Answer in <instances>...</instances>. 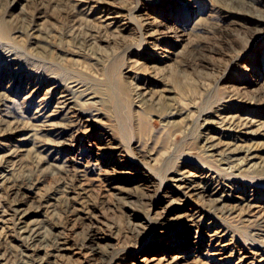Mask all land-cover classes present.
<instances>
[{
	"label": "rangeland",
	"instance_id": "rangeland-1",
	"mask_svg": "<svg viewBox=\"0 0 264 264\" xmlns=\"http://www.w3.org/2000/svg\"><path fill=\"white\" fill-rule=\"evenodd\" d=\"M0 30V264H18L26 251L10 206V183L21 186L19 197L28 188L46 205L51 197L61 200L53 212L45 206L43 214L32 216L63 226L74 252L59 264H138L145 256L153 264H171L178 255L184 257L180 264H264V240L232 217L241 209L264 213V173L221 175L244 196L228 201L233 215L207 212L195 230L185 229L190 234L182 233L180 211L165 213L152 203L160 182L182 162L193 170L218 167L200 150L206 134L219 135L218 113L248 118L252 129H264V0H0ZM10 49L14 62L3 59ZM71 79L102 99L97 105L122 151L90 128L86 116L71 114L72 140L54 149L58 166H52L40 156L51 149L43 143L54 135L34 127L56 108L52 85ZM121 85L130 94L157 98L172 88L174 103L164 111L146 108L141 124L132 101L124 108ZM170 110L182 119L175 127L166 124ZM256 138L261 139L236 140L247 146ZM12 148L17 151L8 155ZM113 168L130 178L114 183ZM148 170L154 174L151 191L140 179ZM146 191L153 196H144ZM67 194L75 196L71 205ZM149 216L158 220L155 231L145 221ZM170 216L173 221L164 225ZM212 220L213 228H227L224 252L201 230ZM93 232L102 237L98 252L86 247Z\"/></svg>",
	"mask_w": 264,
	"mask_h": 264
},
{
	"label": "bare ground",
	"instance_id": "bare-ground-1",
	"mask_svg": "<svg viewBox=\"0 0 264 264\" xmlns=\"http://www.w3.org/2000/svg\"><path fill=\"white\" fill-rule=\"evenodd\" d=\"M110 23L106 24L108 25ZM1 32L2 30H0V34ZM9 41H11V37H9ZM13 55V50L10 49L6 56L4 55L3 59L8 62H14L16 61L17 56ZM83 84L84 83H82L81 80L78 81L77 79H71L68 83L56 81L50 88L51 94L57 100L56 108L46 116L45 123L42 126L39 128L34 127L36 132L41 133V135L44 130H48L54 135L53 139H47L43 143L44 146L47 145V148L51 147V149L47 154L40 156L43 161L49 162L52 166H58L56 164L57 156L53 154L54 149L56 147H62L65 144H68L69 140H72L69 131L75 127V123L70 119L71 114L75 115L78 113L86 116L85 120L88 121L90 128L97 130V133L101 137H107V141L109 140L108 142L111 148L116 149L117 151L119 150V152L122 151V149H120L121 145L117 144L112 138L115 129L113 128L111 121L106 118L105 112L97 105L102 99L97 98L99 95ZM120 89L124 108H127L128 102L132 101L138 108L136 112H140L138 116L141 124L146 117L147 109L157 107L164 111L166 107L174 103L172 100L175 99L173 94L175 91L172 88L168 89L169 92L165 94V96H162L161 94L158 98L157 95L150 92L142 91L130 94L123 85H121ZM92 106L93 108H91ZM169 112L170 117H167L166 124L170 127H175L182 119L176 118L177 116L174 115L180 113H174L172 110ZM40 114L42 115V113ZM123 118L126 125H128L130 115H128L126 111L124 112ZM216 122L219 123L218 127L220 128V131L217 132L219 135L206 134L204 138H202L203 142L200 145V150L208 160L215 162L218 167L214 168L206 165V167L204 166L205 169L197 168L193 170L192 165L187 162H182L180 167H177L174 170L173 175L167 177V180L161 181L160 186L155 189L157 191L152 202L153 205H160L159 207H161L165 213H176L180 211L181 216H177L181 217V228L184 229L182 233H187L189 230H195L193 227H198L200 222H204L202 219L207 212H210L215 216H217V212H215L216 209H221L222 212H227L229 215L235 213V207L230 206L228 201L234 199V201H238L236 199H240L244 195L240 192V188L235 182H232L227 177L224 178L221 175H227L233 179H239V175L243 171H249L252 177H258L264 173V155L259 154V151L264 150V129H252V120L248 118H238L236 115L224 112L217 114ZM207 124L210 125L212 123ZM243 135H255V137L260 136L261 139L258 140L256 138L257 140L254 141L252 145L246 146L236 140L242 138ZM224 137L229 138L225 139ZM18 150L22 151L25 149L22 148ZM16 151L17 149L12 148L8 152V155H14ZM257 158L260 160H254ZM128 174L130 173L122 169L113 168L112 181L116 183L123 178H130L128 177ZM140 179L145 182V185L149 186L147 190L151 191L152 189L150 188L153 186H150L152 184H149V182H154L152 180L154 179L152 171H143ZM168 185H170L169 190H166L165 186ZM251 185L256 186L255 183H252ZM20 188L21 186L18 187L14 183L7 185L8 194L13 195V197L15 196L10 200V206L13 211L12 213L18 218L17 231L19 236L25 241L26 246V251L20 262L18 261V264H59L63 256L74 252L71 248L68 236L64 233L63 226L57 225L54 221H49L47 224H44L43 221L45 219L41 221L37 218H32V216L33 214H43L42 212L45 210V206L49 207V212H53L56 206H58V201L61 200H57L56 197H51L54 200L48 202L46 205L43 201V197L38 196L37 192L33 189L27 188V194H23V196L19 197ZM163 190L165 191L164 195L161 194V191ZM251 190H254V188ZM168 192L172 195L167 202H163L165 200L164 198L169 195ZM143 194L147 197L153 196L149 191H146ZM66 199L68 204L71 205V201L72 199H75V196H69L67 194ZM194 203H196L195 206ZM205 205H208V207H205ZM253 206L255 207L257 205ZM243 212V209H241L232 217L239 216L235 221L241 223L243 227L252 226L255 230V232L252 233L259 235L261 239L264 240V213L252 212L251 214H248L247 212ZM135 216L138 217V215ZM145 218V221L149 222L152 226V231H155L158 220H154L152 216ZM173 219L174 217L172 216L168 217L164 225H169ZM210 224L215 225L213 220L209 221V223L203 225L205 228L201 230L207 233L210 242H216L214 246L219 250L218 252H224V250H227L228 245L226 241H223L227 233V228L225 225H218L213 228ZM185 229L189 230L185 231ZM98 234V232H93L91 237L94 238L91 239L88 245H86L87 248L94 252H98L101 248L99 239L102 237ZM188 234L190 233L188 232ZM182 238L185 237L183 236ZM182 259H184L183 255L175 256L172 259L171 264H180ZM152 260L153 258L150 256L141 257L139 258L138 264H153ZM118 264L120 263L118 262Z\"/></svg>",
	"mask_w": 264,
	"mask_h": 264
}]
</instances>
